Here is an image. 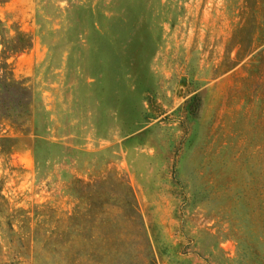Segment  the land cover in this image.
Listing matches in <instances>:
<instances>
[{
  "label": "rangeland",
  "instance_id": "rangeland-1",
  "mask_svg": "<svg viewBox=\"0 0 264 264\" xmlns=\"http://www.w3.org/2000/svg\"><path fill=\"white\" fill-rule=\"evenodd\" d=\"M257 32L264 0H0V264H88L95 208L104 264H264Z\"/></svg>",
  "mask_w": 264,
  "mask_h": 264
},
{
  "label": "trees",
  "instance_id": "trees-1",
  "mask_svg": "<svg viewBox=\"0 0 264 264\" xmlns=\"http://www.w3.org/2000/svg\"><path fill=\"white\" fill-rule=\"evenodd\" d=\"M246 2V0H245ZM264 44V34L262 32H257L254 35L250 36V45H257L261 46ZM238 49H241L243 46L240 41L236 42L235 44ZM254 48H250L246 50L245 55H248L252 53ZM129 196L133 198L130 194ZM92 200L96 201L98 200V195L95 194L94 198ZM94 208V207H93ZM91 221L90 225L88 226L89 231H91V236L88 238H84L83 241L86 243V245L89 247L87 254H86V263L88 264H104L105 260L108 259L109 257V250L107 249L108 246V241L107 238L104 236V232L102 231V228L104 227L107 223V217L105 216V212L103 210L99 209H92L91 211L89 210ZM76 214L74 213L73 217L71 219L76 218ZM137 216L136 212V206L134 201L132 200L128 212L124 213L123 218L126 221L133 222L135 217ZM61 234H72V232L75 234L76 232L78 233L79 230L78 228L74 229V231H70L68 227H65L61 229ZM72 241L68 240L65 242H50L49 243V248L53 253L58 254L59 257L61 258V262L63 264H66V261H68L67 257H64V252L66 249L69 250L70 247H72ZM78 259H74L73 261H77ZM148 261H153V259L149 258ZM35 262L38 264V258H35Z\"/></svg>",
  "mask_w": 264,
  "mask_h": 264
}]
</instances>
